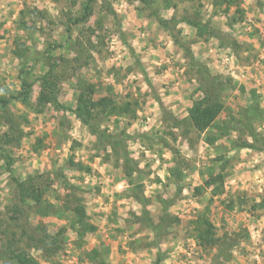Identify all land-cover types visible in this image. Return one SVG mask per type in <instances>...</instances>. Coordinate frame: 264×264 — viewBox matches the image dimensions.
Listing matches in <instances>:
<instances>
[{"label":"rangeland","instance_id":"1","mask_svg":"<svg viewBox=\"0 0 264 264\" xmlns=\"http://www.w3.org/2000/svg\"><path fill=\"white\" fill-rule=\"evenodd\" d=\"M82 1L77 0V5L69 10L67 1L0 0V95H16L21 87V63L12 49L16 36L22 35L30 46L26 78L33 82L31 98L36 101L39 76L50 70L44 51L49 43L66 42L69 17L75 15ZM200 2L202 21H209L212 28L232 37L225 42L198 36L194 27L184 22L178 24L181 36L210 73L235 82L233 88L222 93L226 108L219 123L230 120L234 112L252 103V96L258 95L264 107V0H239L227 14L222 12L226 4L215 8L212 0ZM108 4L116 12L114 16L106 9L99 12L101 6ZM26 6L49 13L48 18L28 21L34 26L30 35L16 26L20 11ZM185 6L180 5L177 12L181 13ZM138 7L140 3L132 0H98L87 23L72 25L73 37L86 40L87 27L96 26L101 19L103 42L91 48L89 64L70 67L59 99L74 105L76 82L83 78L96 86V98L114 95L119 101H140L134 120L121 119L119 128H115V117L102 124L119 141L126 142V151L140 170L131 178L124 174L123 162L117 163L115 150L109 144L105 150L94 148L96 137L72 112L48 103L44 112L37 113L21 100L12 99L10 112L20 123L23 121L21 128L27 136L12 148L15 161L10 170L0 158V246L4 242L3 229L13 225L11 229L21 230L10 219L16 179L38 176L49 185L45 194L49 202L66 214L70 213L67 205L79 202L87 213V230L80 240L65 216L42 215L38 207H26L27 214L21 219L25 226L42 222L50 234L66 228L57 262L44 259L41 250H30L38 264H80L82 250L78 243L83 245L81 249L102 250L107 264H156L159 253L163 256L161 264H212L216 250L204 249L195 237L193 221L203 212L216 226L218 237L235 243L232 258L218 264H264V150L236 146L242 140L259 145L247 129L238 128L228 136L217 134V139L209 143L206 139L213 137L212 130L217 128L197 132L188 126H172L174 119L188 115L193 100L199 97L200 92H195L198 81L169 32L148 11H139ZM236 11L242 20L229 26L228 17ZM160 13L171 17L174 11L161 9ZM92 40L96 41V37ZM52 54L67 60L75 56L67 48H56ZM252 90L257 94H252ZM253 123L256 131L264 135V117L253 119ZM0 126L3 130L9 128L6 122ZM124 128L126 132L122 131ZM141 133L148 134L144 141L139 137ZM129 135L137 137L132 139ZM38 138L43 139V145L39 146ZM72 141L75 142L71 147ZM71 155L91 170L66 166ZM221 155L229 161L224 171L218 158ZM176 166L177 171H182L181 178L171 172ZM210 173L225 175L222 194L212 195L211 188L196 190L197 186H204ZM178 187L181 192L176 194ZM138 188L150 199L148 209L154 222L160 220L164 210L158 197L173 199L168 208L173 217L171 225L159 244L154 232L139 219L142 205L136 200Z\"/></svg>","mask_w":264,"mask_h":264},{"label":"trees","instance_id":"2","mask_svg":"<svg viewBox=\"0 0 264 264\" xmlns=\"http://www.w3.org/2000/svg\"><path fill=\"white\" fill-rule=\"evenodd\" d=\"M53 1L58 3L67 1L68 6H71L69 10L77 5V0ZM97 1L98 0H83L81 6L76 9L75 15L69 17L70 23H68L67 26L68 36L66 37V42L49 43L46 47L44 53L47 63L50 66V70L47 75L42 74L39 76L40 91L36 101H33L31 98L33 82H29L26 78V74L29 72L28 60L30 46L26 43V38L24 36H16L12 53L19 58L21 63V87L16 95H14V93L10 96H6L5 93L0 95V119H2V121L0 120V125L6 122L9 127L7 130H3L0 126V158L4 161L5 168L8 170H10L15 161L12 148L19 146L22 139L27 136L21 128L23 121L20 123V121H18L19 119L17 120V118L10 112L12 99L21 100L25 105L37 113L44 112L48 107V103H52L56 109L72 112L76 118L87 127L90 133L96 137L94 148L98 150L103 148V150H105V145L109 144L115 150L117 163L120 161L123 162L124 174L131 178L134 173L140 170L137 162L126 151V142L119 141L120 139L116 137V134L109 131V127H102V124L110 120L112 117H115V128H119L121 119L128 118L129 120H134L137 117L138 108L141 106L140 101H131L130 99L119 101L114 95L96 98V86L94 83L83 78H78L76 82V102L74 105H66L59 99L62 83L69 78L68 73L70 67H76V64H78V66L89 64L92 59L91 48H96L101 41L103 42V34L101 32H103L104 23L101 19L97 21L96 26L87 27V33H85V36L87 37L86 40L85 38L80 37L74 38L71 32L72 25H80L88 22L89 18L94 13V6ZM132 1L139 2L141 6L138 7L140 9L139 11H148V15L154 16L159 26L169 32L176 46L183 50L188 59L189 68L194 70L195 78L198 81L195 92H200L199 97L193 100L192 105L188 109V115L182 119H174L175 121L172 126L178 128L188 126L197 132H204L217 128L216 130H212L215 135L206 139L209 143H213V141L217 139V134L219 136H228L232 131H238V128L243 130L247 129L246 131L249 133L250 137L253 141L259 143V145L242 140V142L236 144V146L264 150V135L256 131L253 123V119L258 120L264 117V107H261L260 105L259 96L257 95V98L252 96V99L250 100L252 103L245 107H241L234 112L231 115L230 120H225L219 123L218 118L226 108L222 93L228 88H233L235 82L230 78L223 80L221 75L210 73L209 67L195 57L191 45L181 36V30L179 29L178 24L184 22L191 27H194L198 36L206 35L207 38L215 37L219 41L225 42L226 40H232L231 36H227V32H224L221 29H219V31L217 28H212L209 21H202L203 15L201 8L199 7L201 4L200 0ZM238 2L239 0H212V6L216 8L219 5L226 4L222 12L227 14L229 8ZM186 4H188V6H185ZM180 5L185 6L181 13L177 12ZM105 9L113 16L116 14L109 4L106 5L105 8L104 6H101L99 12L101 13V11ZM161 9H173L174 13L171 17H164L160 13ZM62 11L63 10H61V12ZM106 16L107 14H105L103 18ZM46 17H49L47 10L26 6L20 11L16 26L19 31H24L30 35L34 26L30 25L28 21L32 20L36 22V18L44 19ZM239 20H242V17H239V14L236 11L233 15L228 17L227 23L229 26H232ZM210 22H212L211 19ZM25 36L27 37V35ZM93 36L96 37V41L92 40ZM221 44L224 45V43ZM56 48H67L69 51L73 52L75 54L73 60H67L61 56L58 57V59L55 58L52 51ZM187 72L189 73V69ZM251 93L254 95L257 94L255 90H252ZM24 117L25 116H22L23 119ZM24 120L27 119L25 118ZM122 131L126 132V128L122 129ZM129 136L132 139H136L137 137V135ZM139 137L144 141L146 137H148V134L141 133ZM37 140L39 141V146L43 145L42 138H38ZM74 142L75 141H72L71 147ZM34 148L37 149L36 146H34ZM218 158L222 161L221 168L224 171L227 168L229 161L222 157V155ZM66 166L85 172L91 170L88 165L76 162L73 155L68 159ZM171 172L174 175H177L178 178H181L182 176V171H177V166L176 168H172ZM60 176L63 177L62 174H60ZM224 178L225 175L222 173H210L209 177L205 180L204 186H197L196 190L201 192L206 188H211L212 195L215 196L222 194L224 192ZM40 180L41 179L38 176H28L21 180L16 179L17 190L14 203L10 206L11 211L13 212L10 219L13 221L12 224L20 226L21 230L15 231L11 229L13 225H10V227L1 231L4 235V242L0 246V259L3 264H38L37 258L30 253V250L32 249L41 250L44 259L54 263L57 262L55 258L58 252L64 246L65 227L61 228L58 233L50 234L42 222L37 224L28 223L27 226L21 223V219L27 214V206L29 207L32 205V207H38V211L42 215L52 214L59 217L65 216V218L70 220L72 228L76 230L78 238L81 240L84 237L87 230V213L85 207L79 202L73 206L67 205L66 208L70 210V213L67 212L66 214V211H63L62 208H57L45 198L49 185L44 184ZM157 180L160 181V179ZM138 189L140 191L137 192L136 200L142 205V215L139 219L144 221L154 232L158 243L160 242L159 240L165 236V233L171 225L173 217L169 215L168 208L173 202V199L166 200L161 196L158 197L164 210L160 220L154 222L148 209L150 199L146 197L140 188ZM180 192L181 188L178 187L176 194H179ZM69 202H71V200H69ZM174 219L178 221L177 217H174ZM193 223H195L194 231L198 244L204 247V249L216 250L214 262L212 264H218V262L222 260L229 261L232 258V248L235 243L233 240L226 241L217 236L215 231L216 226L205 212L201 213ZM1 226L2 225H0V228ZM82 246L81 243L77 244L78 249L82 250L79 258L80 264L87 261L94 264H107V255H104L102 250L94 247L89 249L83 247L81 249ZM162 257L161 253H159L156 264H161Z\"/></svg>","mask_w":264,"mask_h":264}]
</instances>
